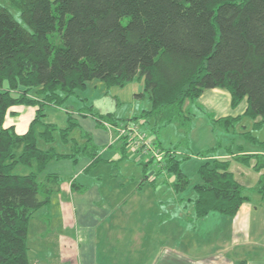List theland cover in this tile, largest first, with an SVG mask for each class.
Returning a JSON list of instances; mask_svg holds the SVG:
<instances>
[{
  "label": "trees",
  "instance_id": "trees-1",
  "mask_svg": "<svg viewBox=\"0 0 264 264\" xmlns=\"http://www.w3.org/2000/svg\"><path fill=\"white\" fill-rule=\"evenodd\" d=\"M10 3L19 10L25 26L0 5V264H31L30 221L36 212L51 205L65 180L58 173L45 172L52 161L79 163L82 156L86 157L90 164L85 173L106 162L89 132L85 131L80 139L71 137L79 126L73 113L67 111L65 128L44 120L48 107L60 109L78 96V91L86 89L88 82L100 80L108 89L143 83V92L136 95L150 104L143 116L162 117L175 107L187 113V122L205 116L214 131L236 132L245 117L256 120L255 128L264 126V0ZM213 89L227 91L233 108L246 99L244 114L216 117L207 113L197 101ZM18 105L37 108L24 134H18L14 126H6L10 109ZM192 106L197 113L190 111ZM91 108L88 114L100 127L104 119L114 125L120 122L112 112L95 114L92 106L80 110ZM57 135L62 144L69 146L68 152L56 150ZM242 135L264 148V142L251 132ZM41 140L50 145L48 149L39 147ZM222 149L226 155L233 154L232 146H223L221 141L198 154L199 181L193 186L194 197L188 199L194 210L193 221L210 213L235 217L249 198L230 171V161L218 158ZM236 150L243 152L242 146ZM165 152L163 165L158 164L160 174L174 175L173 189L183 193L193 182L182 167L190 155L179 158L177 152ZM253 158L258 162L254 168L263 170L261 155L237 157L245 164ZM20 164L31 171L15 173ZM146 179V183L155 184L156 178ZM71 188L86 189L76 180ZM258 190L264 193V174Z\"/></svg>",
  "mask_w": 264,
  "mask_h": 264
},
{
  "label": "rangeland",
  "instance_id": "rangeland-1",
  "mask_svg": "<svg viewBox=\"0 0 264 264\" xmlns=\"http://www.w3.org/2000/svg\"><path fill=\"white\" fill-rule=\"evenodd\" d=\"M0 5L8 8L13 16L25 26L19 10L11 5L10 0H0ZM124 22H126V20ZM56 35L57 33L55 36ZM54 38L55 37L52 39L54 40ZM139 85V82H135L134 85L129 84L124 88L113 87L108 89L102 81L95 80L89 83V85L87 84L86 89L78 91L76 93L78 96L70 98L60 109L48 107L44 120L47 123L55 124L59 128H65L67 126V111L73 113L72 115L79 123V126H76L72 131V138L75 137L80 139L85 131L89 132L93 143L99 147L101 151L113 152L112 159L114 161H124L125 169L128 171V174L137 177L138 180L143 178H156L155 184L148 182L144 185L143 191L147 195L143 196L148 199V205L145 206V210H143L142 205H138V207L143 210L139 217H143L145 220H148L149 223L153 222L155 224L156 241L169 233L165 239L167 240L165 245L167 248L163 249L161 246L160 249L155 250L154 264H224L227 262L228 258H231L236 248L232 251L233 248L227 247L226 239L222 238L223 232H218L216 234L218 235L216 236L218 242H212L213 247L210 246V243L212 238L211 229H214L212 226L223 224L225 222L224 220H226L224 219L225 217H222L219 213H212L204 220L199 221V223L195 221L193 226L185 223L182 217L186 220L192 215L193 206L192 203L188 201V198L194 197L193 186L199 181V177L196 174L197 166L201 163V159L198 155L199 152L203 151L202 149L209 145H213L211 143H217L218 141L228 143L229 139H227V137L224 138L223 135L218 137V135H220L219 129L216 130V132H219L216 135H213L210 130L209 133H206V131L203 132V123L198 120V117L193 118L191 115L190 118H192L187 122L184 117L187 113H182L175 107H171L165 111L162 117H158L157 115L143 116V110L149 109L150 104L146 98L136 96H140L142 93L140 92L141 87ZM135 88L138 90L137 94L133 91ZM32 97L35 98V94L32 95ZM105 98H108L106 100H109L111 104H115L114 113L115 116L120 119L118 124L121 125L125 123L126 125H137L155 144L157 142L156 145L161 150H170L172 153L177 152L176 154L179 158L190 155V158L183 163L182 167L193 182L185 192L179 194L175 193L172 186V183L175 181V176L161 175V168L156 161L150 163L147 158H141L140 161H137L138 159L135 155L124 157V152L120 149V145L129 143V140L123 137V139L117 141V145L112 146V139L110 138L107 127L104 125L103 127L98 126L95 117L92 114H88L92 112L93 109L80 110L86 106L95 108L97 103H99L100 100L105 101ZM246 102V99H244L237 108L244 106ZM12 108H23V111L27 110L26 112H30L36 107L18 105ZM190 111L197 113L198 110L195 106H192ZM95 112L103 113L96 108L93 113ZM19 116V112L9 111L6 126H13V123L17 126L16 122L20 121L18 119ZM35 117L33 116L32 119H35ZM32 119H29L30 125L34 120ZM63 119H66V124L64 122L62 123ZM170 119L171 122L168 123ZM255 121L256 120L252 118L245 117L241 124L244 125L245 128L238 126V131H251L255 137L264 142V126L255 128ZM104 122L114 125L106 119H104ZM118 124L114 126H118ZM238 138L239 142L237 143H240L245 148H249L250 146L254 147L253 144L244 139L243 135H239ZM114 139L115 138H113V141ZM211 140L212 142H210ZM232 143L230 141L229 144ZM49 146L50 145H47L44 141H39L40 148L48 149ZM54 146L58 152L69 151V147L60 142L58 135ZM125 147L128 148V145L126 144ZM256 147L264 149L260 146ZM83 158L86 157L82 156L81 160ZM107 158L109 157L107 156ZM65 162V160L52 161L46 173L65 171ZM116 167L115 163L114 165H101L98 169V173L100 172L105 177L108 175L106 180L107 184L105 185L107 188L104 192L102 189L105 186L103 188L101 187L100 180L96 179L95 182H93V178L88 176V173L84 174L79 182L82 183L86 189L85 191H73V197H71L73 202H71L72 199H68L66 195V193H68L69 187L67 185L70 181V177L63 176L65 180L60 187V191L56 192L52 197L51 205L36 212L30 221L28 245L29 258L32 264H35L39 260L40 253L38 252V246L45 243L48 251H54L57 240L63 241V239L66 238H72L76 241V251L80 256L81 264H107V256L101 253L102 249L96 241L99 227L95 224V219H97L95 212L96 209L105 205L101 203V197L103 193H108V191H110L108 185L112 186L114 182H110L109 174L111 171L116 172ZM30 171L31 169L29 167L20 164L17 166L15 173L27 174ZM64 193L65 195L60 198L61 204L64 206V204L68 202L73 203L72 207L75 205V207L78 208V212L76 216V225L66 227V229L63 230L60 226H58L59 228L56 226V215L54 214V210L57 205L56 200L59 194L63 195ZM246 193L247 191L245 194ZM182 198L186 200L183 203ZM160 201L165 203L162 211L167 213L165 219L169 221V224L162 230L159 227L157 228L159 214L161 213L160 208L162 207ZM197 224H199L197 227L198 231L194 233L192 228ZM163 230H165V232H163ZM158 236H160V238H158ZM221 241H225L224 246L220 244ZM49 243L52 244L48 245ZM240 250L241 248H239V251ZM128 253L129 251L127 252V256L125 252L122 253L120 256V264L126 263L123 259H127V257L130 258ZM238 253L241 254V252Z\"/></svg>",
  "mask_w": 264,
  "mask_h": 264
},
{
  "label": "crops",
  "instance_id": "crops-1",
  "mask_svg": "<svg viewBox=\"0 0 264 264\" xmlns=\"http://www.w3.org/2000/svg\"><path fill=\"white\" fill-rule=\"evenodd\" d=\"M89 83L91 82H88L87 84L89 85ZM131 85H134V83H131ZM139 86L141 87L140 92H143V83H140ZM133 91L135 94L138 93L136 88ZM106 99L108 98H105V101L100 100L96 105L97 107L95 106V108L98 109V111H102L103 113H114L115 104H111V102ZM198 104L203 107L207 113L213 114L216 117H237L244 114L247 107L246 102L244 103V106L240 108H233L231 106L230 94L227 91L221 89L205 91L199 98ZM36 110L37 109L34 108L30 112H26L27 110L23 111V108L10 109V112H19L20 115L18 118L20 121L16 122L17 126L13 123V126H15V131L18 134H24L28 131L30 125L29 119H32L33 116H36ZM198 120L202 121L203 123V132L206 131V133H209L210 130L213 135H216L220 132L218 137L223 135L224 138L227 137V139H229L228 143L222 142V145L232 146L233 154L226 155L228 153L222 149L218 152V154H220L218 158L220 160L230 161V171L234 174L236 180L244 187V194L247 191L245 195L249 197L235 217H226L222 215V217H225L224 219H226L224 220L225 222L221 225L212 226L214 229H211L212 238L210 246L213 247L212 242H218L216 238L218 235L216 234L218 232H223L222 238L226 239L227 247L233 248L232 251L236 248L231 258H228L227 262L224 264H236L242 260L247 261V264H264V193H261L258 190V183L261 176L264 174V169L258 171L254 168V166L258 163L257 159L255 158L251 159L249 164H245L237 159L239 155L245 154H258L264 158V149H259L256 146L260 145L253 144L244 136V139L253 144L254 147L250 146L249 148H245L240 143H237L239 142L238 136L242 135L244 132H247L245 130L238 131L237 127L236 132L232 133H225L223 130L214 132L213 126L208 122L205 116L198 117ZM243 120L238 126L245 128L244 125H241ZM65 121L66 119H63L62 123H65ZM230 141L233 143L229 144ZM210 142H212V140ZM117 144L118 143L115 145ZM211 144L213 145H209L204 149L212 148L216 145V143ZM237 146H242L243 152H237ZM120 149L123 150L124 157L135 155V157L138 159L137 161L141 160L139 155H136L131 151L129 152L127 147L124 148L123 145H120ZM104 152L105 151H101V154L102 158L106 160V162L99 164L87 174L93 178V182H95L96 179L100 180L101 187L103 188L107 184L106 180L108 175L105 177L100 172L98 173L99 167L101 165L107 164L114 165L115 163L117 166V171H111L109 174L110 182H114L112 183L113 187L108 185L110 191H108V193H103L101 197V203H104L105 205L99 209H96L95 212L97 215L95 224L99 227L96 241L99 243V246L102 249L101 253L107 256V264H120V256L123 252H125L127 256L128 251L130 258L127 257V259H123V261L126 262L125 264H154L153 261L155 250L160 249L161 246L163 249L167 248L165 246L167 240L165 239L169 233L163 236L161 238L162 240L158 239L156 241L155 224L153 222L149 223V221L145 220L143 217H139L142 211L145 210V206L148 205V199L144 198L143 196L147 195L143 191L147 179L143 178L141 180L139 179V181L137 177L128 174V171L125 169L124 161H114L112 159L114 154L113 152ZM107 156L109 158H107ZM65 161V171H53V173H58L64 177H70V181L67 185L69 187L67 191L68 193H66L68 199H70L73 197V191L71 188L72 181L76 180L79 182L81 177L86 174L84 170L90 164V159L83 158L79 163H74L71 160ZM48 167L49 165L47 168ZM47 168L45 172H47ZM106 188L107 186L102 189L103 192ZM61 194H59V197L56 200L57 205L55 207L54 214L56 215V226H60L61 229L63 228L64 230L66 227L76 225L78 208H76L75 205L72 207L73 203L69 202L63 206L61 204L62 202L60 198L64 196L65 193L63 195ZM185 201L186 200L182 198V203ZM71 202H73V199ZM139 204L143 206V210L138 207ZM164 204L165 203L163 201H160V205L162 207L160 208L161 213L159 214V223L157 224V228L159 227L161 230L169 224V221H166L165 219V217H167V213L162 211L164 209ZM193 212L194 210L192 211V215L189 217V219L185 220V218L182 217L185 223L192 226L195 222L192 220L194 214ZM210 214L199 220H196V222L199 223V221L204 220ZM162 216H164V220L161 219ZM198 225L199 224L192 228L194 233L198 231ZM163 232H165V230H163ZM158 238H160V236H158ZM224 243L225 241L220 242V244L223 246ZM50 244L52 243H49L48 245ZM239 248H241L240 251ZM38 252L40 253V256L39 260L35 264H81L79 258L80 256L76 251V241L72 238L63 239V241L57 240L54 251H48L47 245L45 243L41 244L38 246ZM238 252H241V254Z\"/></svg>",
  "mask_w": 264,
  "mask_h": 264
},
{
  "label": "built area",
  "instance_id": "built-area-1",
  "mask_svg": "<svg viewBox=\"0 0 264 264\" xmlns=\"http://www.w3.org/2000/svg\"><path fill=\"white\" fill-rule=\"evenodd\" d=\"M104 126L110 133L112 144H116L119 139L127 138L129 140L128 149L139 155L140 158H147L148 160H154L159 165H163V160L167 154L164 150H161L154 141L149 138L137 125L134 124H118L114 126L107 122H104ZM114 134V135H113ZM113 138L114 141H113ZM173 155V153H169Z\"/></svg>",
  "mask_w": 264,
  "mask_h": 264
}]
</instances>
